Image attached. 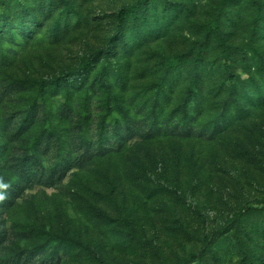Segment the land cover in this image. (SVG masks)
<instances>
[{
	"label": "rangeland",
	"instance_id": "374dc122",
	"mask_svg": "<svg viewBox=\"0 0 264 264\" xmlns=\"http://www.w3.org/2000/svg\"><path fill=\"white\" fill-rule=\"evenodd\" d=\"M135 1L0 0V264H264V0H149L137 31ZM114 119L120 152L46 184Z\"/></svg>",
	"mask_w": 264,
	"mask_h": 264
},
{
	"label": "trees",
	"instance_id": "16d2710c",
	"mask_svg": "<svg viewBox=\"0 0 264 264\" xmlns=\"http://www.w3.org/2000/svg\"><path fill=\"white\" fill-rule=\"evenodd\" d=\"M148 2H149V0H136L133 3H130V4L123 6L118 11L116 20L118 21V23L120 25L124 24V25H128V26H133L135 31H137L139 28V25L142 21L141 15H140L141 7H142V5H144L145 3H148ZM119 38L122 39L123 38L122 35H120ZM221 45L222 46L225 45L224 38L221 39ZM230 57L231 56H230L229 50L227 49V47H224V49L222 51V58L226 62L225 63V70H226L225 77H226V82H227V90H228V93L231 95V93L236 91L238 85L241 83V79L237 74L233 73L231 67L228 66L227 62L230 59ZM258 63H259V68H258L256 73L258 76H262L264 78V60L261 56L259 57ZM88 64H89L88 62H85L78 71L67 73L64 76H62L61 77L62 79H60V80L64 82V86H69L68 84H70L69 83L70 80L79 79V77L81 78V76L84 74V71L87 69ZM197 79L198 78L196 76L192 80L194 85H197ZM51 83L57 84L58 80L51 81ZM243 83H246V82H243ZM242 84H240V85H242ZM253 86H256V85L253 83ZM81 87H82V85L78 84L73 89L76 91H81L82 90ZM263 91H264V89H262V92L259 93L260 97H262L261 98L262 103H264V95H262ZM62 93L64 95H69L68 91H62ZM196 100H197L196 88H190L187 92V97L185 100L186 105L189 106V107H186V109L184 110L186 117H185L183 122H186V123H185V125H183L181 127L187 128V125L189 123V119L193 118L192 116H190V117L188 116V114H190L191 111L194 110L195 113L197 112V114H199V112L201 111L200 108L194 109L195 108L194 103ZM162 109L163 108H161V110ZM109 128L112 130L111 131L112 134H110V135L107 134L109 132L108 130H110ZM134 132H135V130L130 125H125L123 127H119V124L114 119L111 122V124L108 125V128L105 127L104 133H106V135L104 137H102V139H98L97 141L89 142L87 147H86L87 149H85V152L83 155H78V157H75V158L65 157L64 159H62V161H63L62 166L59 168L55 167L48 173L47 178H46V180H47L46 184H50L49 186H51L54 183H56L57 181H60L63 178V176L66 173L70 172L71 170L84 168L86 166L87 162H89V160L91 161L92 159H96V158L102 159V158L109 157L113 154L120 152L125 147V145L130 140H132V138L134 136ZM54 135L55 134L51 133L47 136V143H52V145L56 144V138ZM50 141H53V142H50ZM66 155L68 156L69 154H66ZM35 162H38V158L36 155L33 158H27L25 160L24 165H23L24 167L19 169V173L21 176H23L25 178L24 180L26 182H28L29 184H42L43 181H40V179H38L37 175L34 174ZM173 194L177 200L183 199L178 192L173 191ZM256 206L259 209H264V199L257 200ZM244 210H245V207H241L239 209L237 215H236V218H238ZM209 240H210V238H207V242ZM206 246H207V244L204 246V248H206ZM94 259L96 261L95 264H106V262L103 261L102 258L95 257ZM184 264H201V260H200L199 255H194L192 257V259L190 260V262L184 263Z\"/></svg>",
	"mask_w": 264,
	"mask_h": 264
}]
</instances>
